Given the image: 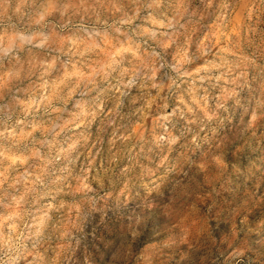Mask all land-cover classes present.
<instances>
[{
    "label": "clouds",
    "instance_id": "obj_1",
    "mask_svg": "<svg viewBox=\"0 0 264 264\" xmlns=\"http://www.w3.org/2000/svg\"><path fill=\"white\" fill-rule=\"evenodd\" d=\"M0 264H264V0H0Z\"/></svg>",
    "mask_w": 264,
    "mask_h": 264
}]
</instances>
